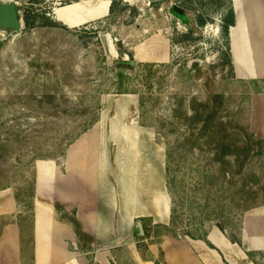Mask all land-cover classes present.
Segmentation results:
<instances>
[{
    "label": "rangeland",
    "instance_id": "rangeland-1",
    "mask_svg": "<svg viewBox=\"0 0 264 264\" xmlns=\"http://www.w3.org/2000/svg\"><path fill=\"white\" fill-rule=\"evenodd\" d=\"M13 1L32 26L24 21L21 34L0 32V206L14 197L25 213L0 216V237L18 221L30 246L37 164L64 166L73 142L103 119L105 127L117 102L128 99L136 103L124 110L126 122L135 118L153 128L166 162L171 152L166 182L173 221L145 227L140 220L141 245L158 243L165 233L203 236L213 227L237 239L243 217L264 212V91L255 92L264 90V82L253 84L236 72L218 12L200 27L197 0L195 11L173 0H124L114 14L73 28V10L88 0ZM90 1L106 9L110 0ZM258 51L260 67L264 47ZM211 114L216 119L210 129L227 125L226 150L203 131ZM55 207L79 243L89 245L75 213ZM125 260L131 264L128 254ZM259 261L264 264V256Z\"/></svg>",
    "mask_w": 264,
    "mask_h": 264
},
{
    "label": "crops",
    "instance_id": "crops-1",
    "mask_svg": "<svg viewBox=\"0 0 264 264\" xmlns=\"http://www.w3.org/2000/svg\"><path fill=\"white\" fill-rule=\"evenodd\" d=\"M232 2L236 26L231 29L230 39L236 72L246 79L264 80V56L259 58V66L263 63L260 67L255 59L264 47V0ZM90 3H77L73 28L108 16L111 0L106 9L97 4L91 9L94 5ZM54 14L64 23L57 11ZM135 100L128 99L125 104L118 101L117 113L104 123L105 127L103 119L76 139L63 168L56 161L37 164L31 244L25 243L18 221L8 223L0 237V264H127V254L131 264H261L264 212L247 213L237 239L218 227L198 237L165 233L158 243L147 239V244L141 245L136 239L140 220L145 227H169L173 218L166 182V150L157 143L153 128L135 118L126 122L122 115L135 106ZM126 188L133 191L126 193ZM56 203L75 213L83 233L91 240L89 245H81L77 231L60 219ZM0 211V216L15 219L24 215L14 197L1 205ZM147 238H153L151 233Z\"/></svg>",
    "mask_w": 264,
    "mask_h": 264
},
{
    "label": "trees",
    "instance_id": "trees-1",
    "mask_svg": "<svg viewBox=\"0 0 264 264\" xmlns=\"http://www.w3.org/2000/svg\"><path fill=\"white\" fill-rule=\"evenodd\" d=\"M175 2V4L181 6L183 9L185 10H198L201 9V11H199V13L197 14L196 18H197V24L200 27L205 26L208 22L211 21V12H218L221 15V30L223 32V35L225 37V39H229L230 37V32L231 29L233 27L236 26V14H235V10L233 7V2L232 0H197L195 1V4L198 6L195 8V4L193 2V0H173ZM124 0H113L111 7H110V13L114 14V12L116 11V8L119 6V4H123ZM127 6H124V8H126ZM25 24L27 28H30L32 26V23L30 21V17L29 15H25L24 18ZM264 81H258V80H253L252 83L253 84H258V83H262ZM264 90H256V93H263ZM121 93L123 94H127V91H122ZM216 117L215 115H210L209 117L205 118V125L203 126V131L209 133L210 137L213 139V142L215 144H217L219 146V148H222L224 150L228 149L229 147H231L228 143V129H227V125L223 124V123H219L220 127L218 128V124L215 127V129H210L212 123L215 121ZM191 122H195V119H190ZM264 148V146H263ZM245 154L247 157V154H249L250 149H246L245 150ZM257 155H261L260 152H258ZM245 157V158H246ZM171 152L169 151L167 153V162H166V174L167 177L171 172ZM32 208V207H31ZM32 210V209H31ZM78 233V232H77ZM251 259L253 258L252 255H250ZM253 260V259H252ZM254 261V260H253Z\"/></svg>",
    "mask_w": 264,
    "mask_h": 264
},
{
    "label": "water",
    "instance_id": "water-1",
    "mask_svg": "<svg viewBox=\"0 0 264 264\" xmlns=\"http://www.w3.org/2000/svg\"><path fill=\"white\" fill-rule=\"evenodd\" d=\"M176 10H181L175 6ZM24 28V15L22 10L19 9V4L15 1L0 0V32L7 35L14 33L21 34ZM119 65L135 66V63L120 62ZM138 231L144 235L143 225L141 222L137 223Z\"/></svg>",
    "mask_w": 264,
    "mask_h": 264
},
{
    "label": "bare ground",
    "instance_id": "bare-ground-1",
    "mask_svg": "<svg viewBox=\"0 0 264 264\" xmlns=\"http://www.w3.org/2000/svg\"><path fill=\"white\" fill-rule=\"evenodd\" d=\"M59 19V18H58ZM129 173V172H128ZM130 179V178H129ZM128 179V180H129ZM127 180V179H126ZM125 181V180H124ZM132 182V181H131ZM130 188V187H129ZM129 188H126L124 191L126 192V193H128V192H131V191H133L132 189H129Z\"/></svg>",
    "mask_w": 264,
    "mask_h": 264
}]
</instances>
